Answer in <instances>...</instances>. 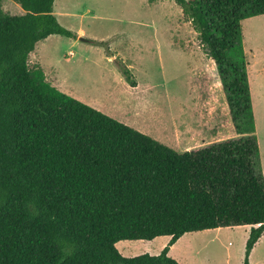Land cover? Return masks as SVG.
I'll use <instances>...</instances> for the list:
<instances>
[{"label":"trees","instance_id":"16d2710c","mask_svg":"<svg viewBox=\"0 0 264 264\" xmlns=\"http://www.w3.org/2000/svg\"><path fill=\"white\" fill-rule=\"evenodd\" d=\"M12 1L24 13L0 0V264H180L169 251L184 235L241 226L250 264L264 235V172L242 22L264 16V0H173L216 65L238 136L184 153L30 67L39 42L79 34L61 26L56 0ZM160 237L170 242L156 256L126 258L116 246Z\"/></svg>","mask_w":264,"mask_h":264},{"label":"rangeland","instance_id":"374dc122","mask_svg":"<svg viewBox=\"0 0 264 264\" xmlns=\"http://www.w3.org/2000/svg\"><path fill=\"white\" fill-rule=\"evenodd\" d=\"M2 7L10 15L24 13L12 0H2ZM54 14L79 38L53 35L39 42L29 65L42 66L60 91L165 145L201 133L218 135L219 142L238 137L216 65L175 1L56 0ZM242 33L264 172V16L244 20ZM108 47L130 68L136 88L108 57ZM249 232L248 226L208 232L199 246L201 263L244 264ZM165 239L123 241L117 249L126 258L156 256ZM250 264H264V235Z\"/></svg>","mask_w":264,"mask_h":264},{"label":"crops","instance_id":"0c3cea01","mask_svg":"<svg viewBox=\"0 0 264 264\" xmlns=\"http://www.w3.org/2000/svg\"><path fill=\"white\" fill-rule=\"evenodd\" d=\"M211 61L214 62L213 60H211ZM40 67L42 68V66H40ZM43 71H44V69H43ZM51 84L54 87H56L57 89H59L54 83H51ZM250 88H251L252 98H254L255 91L253 89L252 82H250ZM256 123H257V121H256ZM189 127L186 126V128H188L186 133H188V135H192V130L190 131ZM176 133H181V130L180 129L177 130ZM217 137H218V135L211 137L209 135H206L205 133H201L199 135L195 134L193 136H188L187 137L188 140H186L185 142H183L181 144H179V143L177 144L176 142H173L171 140L170 141L167 140L166 144H167V146H170L171 148L175 149L176 151H178L180 153H184V152H187V151H192V150H197V149H200V148H204V147L210 146V145H212L214 143H218L219 141L215 140ZM259 146H261L260 143H259ZM233 228H236V227H233ZM222 229H215L214 231H215V233L218 234L219 231H222ZM249 230H250V227H249ZM211 231H213V230L197 232V233H190V234L184 235L181 239H179L171 247V249L169 251V256L174 258L175 260H177L180 264H187L186 260H192V261L195 260L196 263L202 264L201 263V258H200L201 249L199 248V246L202 245V243H203L202 239L206 235H208V232H211ZM165 238L166 239L163 240L162 246L160 247L161 252L163 251V249L170 242V238L169 237H165ZM157 239H155V240H157ZM199 240H201V241H199ZM149 242H151V241H149ZM252 254H253V251L251 253V257H252ZM184 255H187V257H185Z\"/></svg>","mask_w":264,"mask_h":264}]
</instances>
